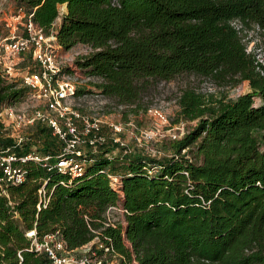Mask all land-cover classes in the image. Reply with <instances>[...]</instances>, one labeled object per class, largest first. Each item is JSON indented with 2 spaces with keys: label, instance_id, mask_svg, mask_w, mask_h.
<instances>
[{
  "label": "trees",
  "instance_id": "obj_1",
  "mask_svg": "<svg viewBox=\"0 0 264 264\" xmlns=\"http://www.w3.org/2000/svg\"><path fill=\"white\" fill-rule=\"evenodd\" d=\"M12 1L64 50L90 45L75 65L103 77L102 92L118 103L133 104L151 81L184 72L231 87L247 80L251 92L234 99L182 92L180 113L197 124L174 141L171 157L106 146L85 154L75 177L42 161H19L26 180L0 189V264H51L44 250L29 248L30 230L39 241L57 234L70 250L97 239L119 256L117 264H264V67L231 25L238 19L264 29V0ZM28 92L0 73V108ZM36 131L34 153L58 155L50 128L36 122ZM0 143L17 156L34 144L30 137ZM116 203L126 211L124 228L105 225L104 212Z\"/></svg>",
  "mask_w": 264,
  "mask_h": 264
},
{
  "label": "built area",
  "instance_id": "obj_2",
  "mask_svg": "<svg viewBox=\"0 0 264 264\" xmlns=\"http://www.w3.org/2000/svg\"><path fill=\"white\" fill-rule=\"evenodd\" d=\"M18 9L24 12L22 31L20 33L17 25H14L11 33L0 37V73L4 78L15 76L19 58L22 53L27 52L29 65L19 73L18 77L20 83L29 88L30 96L42 102L31 114H26L24 111L18 112L19 109L9 105L0 110V117L8 119L14 127L29 126L34 122L45 124L50 128L51 134L56 137L59 147L55 151L58 155L42 156L34 151L25 156H17L8 149L0 150V189L3 193L6 192L8 185H18L26 180V171L18 163L19 161L23 162L28 159L42 161L47 170L56 167L60 171L67 172L71 177H75L83 172V165L86 162L85 154L101 152L108 146V143L120 147L122 152H130V148L124 144L119 134L126 130L127 126H132V123L108 121L105 110L112 107L126 112L131 111L133 105L117 102L115 106H112L108 96L102 92L101 84L104 83V79L101 76L83 72L80 68V74H74L72 71L65 72L63 67L67 60L59 53L61 46L55 34H45L42 28L31 20V14ZM235 21L241 22L238 19L231 21L234 30ZM91 51L93 48L90 46L89 52ZM255 63L262 72L264 63L259 62L258 59ZM11 79L12 77L7 80ZM79 102L85 103L84 110ZM148 111L155 119L166 121L161 110L151 108ZM106 128L108 133L105 132ZM152 134L153 130L145 133L141 131L140 136H135L138 145L146 152V143ZM171 137L174 140L180 138L175 134ZM22 139L24 137H19L18 142ZM151 156L159 158L153 153ZM52 159L54 160L53 165L51 164ZM109 178L111 179L112 175H109ZM39 193L43 196L45 194L43 189H40ZM115 205H109L108 212L114 209ZM106 219L105 224L113 226L109 218ZM26 236L30 238L29 248L38 252L44 250L51 259V264H102L103 259L96 260V251L92 248L93 243L105 251L110 250L100 242L91 241L82 246L85 247L84 251L87 255L62 256L61 252L72 250L69 251L62 240H55L57 234L44 236L50 240L54 238L55 241L52 243L44 238L38 242L34 230L26 232ZM17 256L21 259L19 252Z\"/></svg>",
  "mask_w": 264,
  "mask_h": 264
},
{
  "label": "rangeland",
  "instance_id": "obj_3",
  "mask_svg": "<svg viewBox=\"0 0 264 264\" xmlns=\"http://www.w3.org/2000/svg\"><path fill=\"white\" fill-rule=\"evenodd\" d=\"M65 10V5L59 6L60 14H63ZM23 13L24 12L19 11L12 0H0V37L11 33L13 31L14 25H17L21 33L22 23L24 21ZM60 18L61 17L55 20L54 27H57ZM9 23L10 25H8ZM234 27L238 37L240 38V41L245 47L246 53H252L255 60L258 59L259 62L264 63V29L257 27L255 24L246 25L239 21H235ZM89 51L90 46L83 43H77L68 50H64L60 47L59 53L67 60L63 70H65V72L72 71L74 74H80L81 70L75 65V60L77 56L86 54ZM18 62V69L15 71L18 75L15 74V76H5V79H9L10 77H12V79L14 78L15 80L19 79V73H21L24 68L29 65L28 53H22ZM185 90H193L196 94H201L204 96V98H224L225 96L226 99H234L241 94L251 92V88L247 80L241 81L237 85L231 87L224 83V80L218 78L184 72L176 75L174 78L168 81H151L143 88L140 98L132 104L133 108L131 109L133 110L131 111L124 112L112 107L107 108L105 110V115H107L106 120L111 122L132 123V126H127V128H125L126 130H123V132L119 134V137L124 142V144L130 148V152L139 154L141 153V155L151 158L152 153L159 156V158L171 157L173 156V145L175 143V140L171 136L175 134L177 137H180L183 133L187 132L197 124V119L185 118L180 113L178 100L182 92ZM108 98L112 106L117 104V100L115 98L109 96ZM41 102L42 101L32 98L30 96L29 90L25 96H23L19 101L10 104V106H14L15 108L19 109L18 112L24 111L26 114H31L35 107L37 105L39 106ZM79 103L82 105V109L84 110L86 108L85 103ZM259 103L260 98L255 96L254 105H258ZM4 107L7 106H3L0 108V110ZM151 108L161 110L166 121L164 122L158 120L157 118L155 119L151 115L150 111H148ZM107 130L108 129L106 128V133H108ZM150 130H153V134L146 143V152L138 145L139 143L135 138L140 136L141 131H144L145 133L149 132ZM36 132L35 122L33 125L29 126L21 125L20 127H14L8 119L0 117V140L10 138L15 142H18L19 137H24V139L26 137H30V140L34 143L31 150L35 151V149H37L41 144L37 137H35ZM108 146L113 149L114 152L112 153H116V151H122L120 147L111 145V143H108ZM260 149L264 150V142L260 144ZM185 152L186 149L181 150L182 154ZM116 170L121 171V167L116 166ZM111 181H113L112 183H114L115 186L117 185L118 179L115 175H112ZM106 210L104 212L105 219L109 218V222L112 223L113 226L121 224L123 228L125 227L126 211L119 203H116L115 208L110 209V212H108V209ZM36 240L39 242L37 238ZM44 240L52 243L55 240L61 239L57 235L55 240L54 238H51V241L46 237ZM93 241L100 242L97 239H94ZM84 249L85 247L82 246L75 248L72 251L68 249L70 252H61V255H74L76 257L85 256L87 253L84 251ZM109 253V251L105 250H103V254L101 255L96 253V260L103 259L102 261L104 263L106 262V264H117L119 262V256L114 253ZM103 262L102 264H104ZM131 264H135L134 261H132Z\"/></svg>",
  "mask_w": 264,
  "mask_h": 264
}]
</instances>
